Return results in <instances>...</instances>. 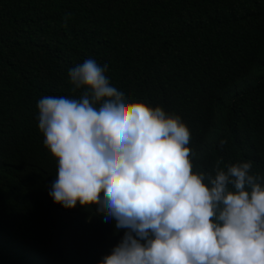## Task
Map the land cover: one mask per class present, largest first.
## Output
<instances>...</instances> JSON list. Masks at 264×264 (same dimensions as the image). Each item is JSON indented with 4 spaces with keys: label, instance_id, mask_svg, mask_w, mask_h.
I'll return each instance as SVG.
<instances>
[{
    "label": "trees",
    "instance_id": "1",
    "mask_svg": "<svg viewBox=\"0 0 264 264\" xmlns=\"http://www.w3.org/2000/svg\"><path fill=\"white\" fill-rule=\"evenodd\" d=\"M88 58L181 118L194 171L250 160L264 175V0H0V264H97L122 235L47 194L36 103L78 99L67 70Z\"/></svg>",
    "mask_w": 264,
    "mask_h": 264
},
{
    "label": "clouds",
    "instance_id": "2",
    "mask_svg": "<svg viewBox=\"0 0 264 264\" xmlns=\"http://www.w3.org/2000/svg\"><path fill=\"white\" fill-rule=\"evenodd\" d=\"M107 67L83 60L67 70L78 99L36 103L55 158L52 202L95 205L114 234L122 230L97 264H264V175L250 160L194 171L187 125L130 100Z\"/></svg>",
    "mask_w": 264,
    "mask_h": 264
}]
</instances>
